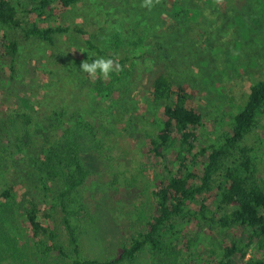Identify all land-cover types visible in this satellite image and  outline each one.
<instances>
[{
	"label": "trees",
	"instance_id": "1",
	"mask_svg": "<svg viewBox=\"0 0 264 264\" xmlns=\"http://www.w3.org/2000/svg\"><path fill=\"white\" fill-rule=\"evenodd\" d=\"M76 1L30 0L32 6L23 7V14L19 15L11 0H0V59L8 62L9 76L19 53L17 33L24 39L53 45L55 35L72 29L98 57L106 54L124 65L126 56L116 59L113 53L107 54L83 25L58 22L59 12H65ZM140 4L136 10L141 17L134 18L137 27L145 32L142 37L139 31L132 43L141 55L144 38L151 44H160V37L154 34L161 29L162 18L168 20L167 28H172L173 20L192 19L189 13L197 11L186 5V0H152L151 8L143 6L144 0ZM174 36L177 41L180 39L178 33ZM75 62L80 64V58ZM132 68L130 64L127 72ZM104 79L99 75L93 79L85 73L78 86L92 88L104 97L106 113H102L104 121L100 127L112 131L121 128L125 121L128 97L120 90L119 96L113 92L121 88L125 77ZM147 93L150 106L161 112L146 148L151 160L117 162L107 175L116 199L132 205L148 178L147 168L152 169L148 180L155 207L143 228L122 243L114 257L101 259L82 253L77 233L81 207L74 199L81 196L88 171L80 162L77 136L69 138L66 134L70 122L77 121L79 114L71 108L53 113L33 129L39 134V139L34 136L37 153L28 158L31 170L23 175L22 190L16 193V183L0 190V199L5 200L0 205V243L11 256L19 257L15 240L5 229L13 214L10 203L14 200L36 247L42 252L57 251L70 264H131L145 250L151 255L149 264H264V171L260 173L256 164L258 154L264 153V130L256 134L264 116V80L249 85L239 109L229 114L225 125L222 123L218 133L202 147L199 139L204 115L191 103L193 92H187L171 73L160 71L152 77ZM21 102L24 111L16 112V116L25 128L22 142L29 143L32 119L25 109L30 105L25 98ZM200 156L204 159L198 164ZM56 180L61 183L58 190L54 188ZM54 218L61 219L64 228L65 239L61 241L58 227L53 226ZM200 237L202 247L198 248Z\"/></svg>",
	"mask_w": 264,
	"mask_h": 264
},
{
	"label": "rangeland",
	"instance_id": "2",
	"mask_svg": "<svg viewBox=\"0 0 264 264\" xmlns=\"http://www.w3.org/2000/svg\"><path fill=\"white\" fill-rule=\"evenodd\" d=\"M11 1L19 15L23 14V7L32 6L30 0ZM140 5V0L121 3L118 0H77L57 17L62 24L83 25L107 54L113 53L116 59L128 58L124 65L113 60L119 70L104 79L125 77L121 88L113 91L119 96L120 90L128 97L125 121L121 124L124 129L108 125L113 129L109 131L100 127L104 121L102 113H106L104 97L92 88L78 86V80L85 77L80 70L84 61L108 57L106 54L98 57L72 29L55 35L53 45L24 39L17 33L19 53L11 76L8 62L0 59V190L11 183H16L17 194L22 190L23 175L31 170L28 158L37 153L35 141L39 134L33 129L40 121L55 112L76 109L77 121L70 122L66 134L69 138L77 136L80 162L88 171L81 196L74 199L81 207L77 232L80 246L88 257L116 256L121 244L142 229L154 212L155 202L148 180L152 177L150 167L145 173L148 178L143 182V189L132 205L116 199L107 177L117 162L151 160L146 148L161 115L148 103L147 89L152 77L160 71L171 73L187 92L194 93L191 103L203 112L205 122L200 147L218 133L229 114L239 109L249 85L255 80H264V0H186L187 6L197 9L195 14L189 13L193 18L181 22L175 19L172 28H167L168 20L162 18L161 29L154 34L160 37V44H151L144 38L143 55L132 43L142 30L134 18L141 17L136 10ZM167 7L170 10V6ZM173 30L180 35L178 41ZM78 58L80 64L75 62ZM130 64L133 68L128 73ZM21 98L27 99L30 105L25 109L32 119L29 143L22 142L25 128L16 116V112L24 111ZM115 101L118 99L111 103ZM261 122L262 128L257 129L256 134L264 130V116ZM203 159V156L198 157V164ZM256 164L258 171L263 172V152L258 154ZM60 184L56 180L54 188L60 189ZM4 201L0 199V205ZM10 206L13 214L5 223V229L15 240L14 249L19 257L11 256L0 243V264H70L57 251L42 252L37 248L14 200ZM53 224L59 229V240L65 239L61 219L54 218ZM201 240L202 237L197 240L196 247H202ZM150 261L151 255L145 250L131 264H149Z\"/></svg>",
	"mask_w": 264,
	"mask_h": 264
},
{
	"label": "clouds",
	"instance_id": "3",
	"mask_svg": "<svg viewBox=\"0 0 264 264\" xmlns=\"http://www.w3.org/2000/svg\"><path fill=\"white\" fill-rule=\"evenodd\" d=\"M143 6L151 8L152 0H144ZM92 57L95 56L93 55ZM80 70L93 79L98 75L103 78H108L114 71L119 70V65L115 64L111 58L95 57L91 62L84 61L80 66Z\"/></svg>",
	"mask_w": 264,
	"mask_h": 264
}]
</instances>
